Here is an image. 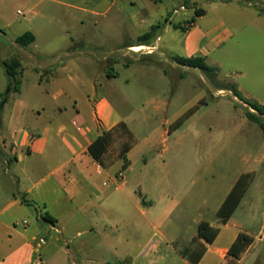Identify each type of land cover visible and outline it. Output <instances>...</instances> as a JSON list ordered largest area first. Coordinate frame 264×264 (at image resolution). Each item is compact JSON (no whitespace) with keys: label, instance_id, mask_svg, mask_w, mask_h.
Instances as JSON below:
<instances>
[{"label":"rangeland","instance_id":"obj_1","mask_svg":"<svg viewBox=\"0 0 264 264\" xmlns=\"http://www.w3.org/2000/svg\"><path fill=\"white\" fill-rule=\"evenodd\" d=\"M144 1L157 6L153 12L158 19L163 15L161 26L174 9L179 13L171 14L169 22L175 25L184 17L195 16L194 0ZM230 1L225 8L218 7L217 0H198L207 11L199 21L200 26L207 29L223 23L221 32L230 33L206 60L216 69V75L199 68L172 69L168 58L160 52H157L160 58L143 57L141 61H132L130 69H127L126 58L119 60L116 84L129 104L121 107L126 128L113 131L107 150V158L117 161L110 169L109 186L103 187L112 197L97 213L94 208L83 213L78 203L67 209L47 204L48 210L59 220L57 226L65 227L63 234L46 223L38 228L33 208H28V215L19 220V229L27 223L29 233L33 229L41 232L45 244L41 255L46 263L53 264L55 258L62 256L69 264H76L73 239L78 230L76 220H101V210H109L106 219L112 228L108 230L117 246L114 255L107 256L104 232L98 226L97 245L106 255L101 259L109 258L114 262L124 259L126 239L133 230L143 227L146 216L160 218L155 225L170 244L179 235L189 238L197 232L195 221L199 215L213 219L219 203L243 172H256L242 204L254 202L260 210L257 223L261 226L264 130L247 117L244 102H264V23L250 24L251 13H259L264 8V0L242 1L250 13L249 18L237 13L236 0ZM182 6L187 8L182 9ZM106 8V2L100 4L101 11ZM114 15L115 11L105 16H87L80 24L66 7L54 0H0V44L8 45V51H15L18 47L11 46L12 40L35 31L40 51L55 50L58 43H67L72 36L81 37L79 40L88 45L112 47L118 41L129 39L128 34L115 32L116 25L111 26ZM121 18L125 21L124 14ZM135 57L141 59L140 54ZM1 103L0 99V113ZM176 123H179L177 128ZM0 150L3 151L1 147ZM125 156L130 166L123 169L127 162ZM5 170L6 165L0 159V172ZM48 171L36 172L37 191L47 190L53 183L54 176L48 177ZM120 174L125 176L124 180ZM102 180L100 178L99 184ZM150 202L153 204L149 205ZM240 213L237 211L235 218H239ZM255 233L257 235L258 230ZM262 234L264 230L258 236ZM263 246L259 243L250 251ZM50 251H57L56 256L50 257Z\"/></svg>","mask_w":264,"mask_h":264},{"label":"crops","instance_id":"obj_2","mask_svg":"<svg viewBox=\"0 0 264 264\" xmlns=\"http://www.w3.org/2000/svg\"><path fill=\"white\" fill-rule=\"evenodd\" d=\"M54 1L66 7L70 16H74L80 24L84 17L105 16L115 11L110 24L116 25V33L123 36L128 34L129 39L107 47L104 44L88 45L79 40L81 37L72 36L67 43H58L55 50L40 51L37 32L33 31L35 40L28 47L16 42L20 35L11 42V46L18 47L15 51H8V45L0 44V147L3 149L0 150V159L6 165V170L0 172V264H48L41 255L45 247L41 242V232L33 229L29 233L27 223L22 230L17 227L19 220L28 215V208L34 209L23 203V198L38 204L40 212L37 213L34 209L38 228L45 224L38 220L39 216L49 214L56 222L54 225L46 224L63 234L65 227L57 226L59 220L48 210L47 204L67 209L78 203L83 213H88L92 208L97 213L112 197L103 187L109 186L107 180L112 176L110 169L117 161L108 159L107 152L101 162H97L88 149L104 133L113 132L122 123L126 124L121 107L129 102L116 84L119 78L116 67L121 58L127 59V69H130L132 61H141L143 57L160 58L157 55L160 52L168 58L172 69H182L183 66L174 62L173 57L200 55L207 60L230 35L227 30L221 32L223 23L207 29L200 26L199 21L205 17L207 11L198 0L192 3L195 16L184 17L179 25H175L169 22L171 14L179 13L178 9H174L164 18V26H161L163 15L160 14L158 19L153 12L157 6L153 7L144 0ZM236 1L239 3L237 13L249 18L250 13L244 7L243 0ZM103 2L107 3V8L101 11L99 7ZM217 2L218 7L226 8L231 1ZM184 7L187 8L182 6V9ZM197 10L201 12V16L196 15ZM260 11L251 13V26L264 23V8ZM122 14L125 21L121 18ZM193 18L195 22L189 25L187 22ZM149 32H152L149 40L138 42L139 37ZM137 54L141 55V59L135 57ZM11 57L20 59L22 75L17 76L14 81L18 89L4 96L12 80L6 67V62ZM260 104L264 105V102ZM125 159L129 167L130 161L126 156ZM46 169L49 170L47 176H54V181L47 190L37 191L39 183L35 181L36 172ZM244 173H252L254 176L249 190L255 181L256 172L242 174ZM100 178L103 180L99 184ZM204 191H207L206 186ZM227 195L219 203L213 219H204L203 215H199L195 221L197 232L202 221H207L219 229V234L212 243L200 239L206 250L197 264H264V246L262 249L250 251L254 245H264V240L255 241L256 236L264 229V209L261 210V226L258 227L257 217L260 210L253 201L243 205L242 199L234 214L223 223L218 219L217 211ZM101 211V220H76L78 230L73 238L76 264H193L184 255V250L191 245L197 232L189 238L179 235L170 244L168 237L155 225L160 219L158 216H146L143 227L136 228L129 234L125 243L124 259L119 262L109 258L101 259V256L106 255L97 245L98 226L104 232L107 256L114 255L113 252L117 250L108 230L112 228L106 219L109 210ZM237 211H241L239 218H235ZM143 214L146 215V212L143 211ZM240 233L251 236L254 241L239 259L230 250ZM49 253L50 257L56 256L53 251ZM68 261L66 257L58 256L53 264H69Z\"/></svg>","mask_w":264,"mask_h":264},{"label":"trees","instance_id":"obj_3","mask_svg":"<svg viewBox=\"0 0 264 264\" xmlns=\"http://www.w3.org/2000/svg\"><path fill=\"white\" fill-rule=\"evenodd\" d=\"M197 16H201L200 11H196ZM195 22V19L188 21L187 23L190 25ZM177 27V26H175ZM179 28V27H177ZM182 29L185 31L186 28L182 27ZM152 36V32H149L141 37L138 38V42H146L149 40ZM35 40V36L32 32H26L19 37L16 38V42L23 46L28 47L33 41ZM174 62L179 64L183 67H190V68H199L203 71L210 72L216 75L215 71L216 69L214 67L209 66L206 63V59L203 56L196 55L192 57H180L175 56L172 58ZM7 67V73L9 75V78L11 82H9L4 96H7L12 91H16L18 88L15 86V80L17 76L22 75L21 70V61L18 57H11L6 62ZM247 110V117L253 121L258 123L261 128L264 130V105L260 104L256 101H245L244 102ZM179 123L175 124V128H177ZM120 127H125L126 124L122 123ZM113 132H107L104 133L102 136H100L97 140H95L90 146H89V154L92 156V158L97 161L101 162L102 157L105 153H107L108 147L111 143V135ZM129 150H127L128 152ZM128 161L124 163L123 169L128 168ZM253 174L252 173H244L242 174L234 186L232 187L231 191L225 198L224 202L220 206L219 210L217 211V217L218 219L225 223L227 222L230 217L234 214V212L237 210V208L240 205L241 200L245 196V194L248 191V188L253 180ZM23 203H25L27 206L34 207V209L38 212H40L38 204L35 202H31L26 200L25 198L22 199ZM40 222L50 223L53 224L56 222L55 218L50 216L49 214H41L38 218ZM219 229L211 226V224L207 221H202L198 225V232L197 235L193 238L191 245L186 247L184 250V255L189 259V261L193 264H197L206 248L204 244L200 242V239H204L207 243H212L218 236ZM254 239L245 234L240 233L236 239V241L233 243L231 247V254H235L236 258L240 259L241 254L246 251V249L253 243Z\"/></svg>","mask_w":264,"mask_h":264},{"label":"built area","instance_id":"obj_4","mask_svg":"<svg viewBox=\"0 0 264 264\" xmlns=\"http://www.w3.org/2000/svg\"><path fill=\"white\" fill-rule=\"evenodd\" d=\"M19 13H21V12L19 11ZM120 176L122 177L121 179L124 180L125 176H124L123 174H120ZM105 184H106V183H105ZM263 230H264V229H263ZM262 232H263V231H262ZM257 239H258L259 241L264 240V234L258 236ZM41 242H43V241L41 240ZM43 243H44V242H43Z\"/></svg>","mask_w":264,"mask_h":264}]
</instances>
